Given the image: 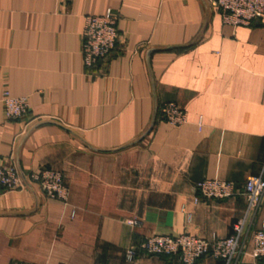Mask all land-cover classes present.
Returning a JSON list of instances; mask_svg holds the SVG:
<instances>
[{"label":"crops","instance_id":"0c3cea01","mask_svg":"<svg viewBox=\"0 0 264 264\" xmlns=\"http://www.w3.org/2000/svg\"><path fill=\"white\" fill-rule=\"evenodd\" d=\"M108 10L119 41L89 71L85 21ZM6 93L29 114L8 121ZM169 102L186 124L162 118ZM13 163L25 176L61 172L68 198L30 183L0 195V264H178L139 246L229 237L246 181L264 178V19L225 24L208 0H0V164ZM203 180L239 193L206 200ZM263 220L264 200L238 264H264L252 256Z\"/></svg>","mask_w":264,"mask_h":264},{"label":"built area","instance_id":"2783aa9c","mask_svg":"<svg viewBox=\"0 0 264 264\" xmlns=\"http://www.w3.org/2000/svg\"><path fill=\"white\" fill-rule=\"evenodd\" d=\"M222 14L225 24L249 26L255 20L264 19V0H208ZM119 18L112 10L100 16H88L82 34L81 54L87 70H95L100 62L109 58L119 41ZM4 115L8 121L22 119L30 112L27 98H16L5 94L3 100ZM162 118L174 127L187 122V112L173 102L161 107ZM39 186L48 199L66 202L68 189L64 186L61 172L50 168L40 173L23 177L16 164H0V195L19 192L26 185ZM202 198L206 200H223L236 196L237 188L228 182L219 180H203L197 185ZM242 194L247 200L245 216L234 223L232 234L224 239H205L199 236L184 234L176 237L153 236L146 238L139 246L141 252L152 256H171L178 259V264H196L204 257L221 260L223 264H238L239 257L246 251V227L260 213L264 200V178L250 177ZM135 225V221L129 222ZM254 249L252 256L256 260H264V220L253 233ZM135 251H130L131 260Z\"/></svg>","mask_w":264,"mask_h":264},{"label":"water","instance_id":"95a60500","mask_svg":"<svg viewBox=\"0 0 264 264\" xmlns=\"http://www.w3.org/2000/svg\"><path fill=\"white\" fill-rule=\"evenodd\" d=\"M18 169H19V171H20L21 175H22L23 177H25V175L22 173V171L20 170V168H19V167H18Z\"/></svg>","mask_w":264,"mask_h":264}]
</instances>
